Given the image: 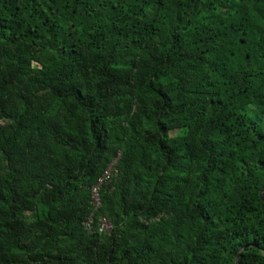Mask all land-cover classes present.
<instances>
[{"label":"trees","instance_id":"trees-1","mask_svg":"<svg viewBox=\"0 0 264 264\" xmlns=\"http://www.w3.org/2000/svg\"><path fill=\"white\" fill-rule=\"evenodd\" d=\"M0 264H264V0H0Z\"/></svg>","mask_w":264,"mask_h":264},{"label":"built area","instance_id":"built-area-1","mask_svg":"<svg viewBox=\"0 0 264 264\" xmlns=\"http://www.w3.org/2000/svg\"><path fill=\"white\" fill-rule=\"evenodd\" d=\"M120 157V154L118 153L117 156H115V158L110 162V164L108 165V167L104 170L103 174L101 175V177L99 178L98 183L92 187V203L99 205L100 203V198H99V186L101 185V183L104 182H108L109 178L117 172L115 164L118 160V158ZM110 225L106 220L102 221V224L99 227V230H109Z\"/></svg>","mask_w":264,"mask_h":264}]
</instances>
